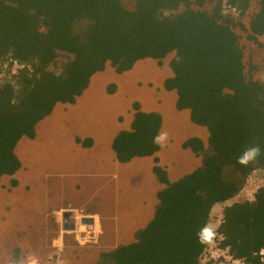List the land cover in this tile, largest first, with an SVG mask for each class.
<instances>
[{
    "label": "trees",
    "instance_id": "1",
    "mask_svg": "<svg viewBox=\"0 0 264 264\" xmlns=\"http://www.w3.org/2000/svg\"><path fill=\"white\" fill-rule=\"evenodd\" d=\"M223 3L237 10L239 20L222 11ZM248 4L249 0H0V63L11 59L20 64L10 78H0V179L21 168L18 140L34 138L38 122L53 105L73 102L106 63L123 72L139 59L152 57L161 64L172 53V73L163 87L175 90L176 108H188L190 120L207 128L206 143L189 136L181 144L200 155L201 163L170 180L155 155L159 144L153 142L161 115L140 109L134 101L130 128L119 129L111 147L118 161L153 155L152 170L163 185L153 216L134 232V240L103 255L112 264H200L207 243L199 233L212 206L234 198L248 175L264 167V83L253 77L257 66L244 60L234 28L259 42L264 35V0H257L246 25ZM58 49L73 54L59 73L49 66ZM114 87L108 86V92ZM75 140L82 147L94 143L91 136ZM256 145L260 155L247 165L239 163L238 157ZM17 184L10 177L6 187ZM217 231L219 245L232 257L264 264L259 253L264 248V184L252 200L224 206Z\"/></svg>",
    "mask_w": 264,
    "mask_h": 264
},
{
    "label": "rangeland",
    "instance_id": "2",
    "mask_svg": "<svg viewBox=\"0 0 264 264\" xmlns=\"http://www.w3.org/2000/svg\"><path fill=\"white\" fill-rule=\"evenodd\" d=\"M206 6L210 8L212 3L208 2ZM256 8L257 0H249L244 17L246 25L249 15ZM222 11L230 12L235 21L239 20L237 10L234 7L223 3ZM234 28L240 34L239 41L244 50V60L247 63L253 62L257 66V69L251 72L253 77L264 83V35H260L258 37L259 42L255 43L252 39L246 37L244 30L238 26ZM171 55L172 53H169L162 59L168 67ZM72 57L73 54L69 51L58 49L56 50L55 61L49 66L52 70L59 73L62 70L63 64ZM151 61L156 65L157 63L155 62L158 60L146 57L135 63V65L138 64V68L136 69L138 77L147 79L152 77L154 69L151 67ZM18 68H20V64L14 60H3L0 63V78H10L11 74L17 72ZM131 73L132 71H129L126 75L130 76ZM99 78V75H97L94 82H98ZM141 78L137 81L138 84H141V82L146 83ZM129 83L133 93L134 82L132 79H129ZM94 86L81 99L80 106L85 111L88 110L95 121H100L99 123L88 122V127L93 126L97 129V140L102 132V122L98 116L109 105L107 103V96L103 93L101 83L94 84ZM174 103L175 101L173 102L172 109L175 110L177 116H181L182 113L175 108ZM184 113L187 116L186 120L179 124L173 121L172 127L174 129L171 132L183 134V136L187 137H199V132L197 131H201L200 134H204V132L208 134L207 128L204 125L190 121L188 112L185 111ZM173 117L175 118L176 116ZM80 123L79 117H70L69 113L66 115L58 113L55 117H46L38 122L34 138L23 137L27 141L20 145V151L18 150L16 153L22 163L21 168L14 175L5 176L0 179V246L2 244L8 246L5 250L0 247V264H55V262L58 264L56 258L58 255H52V250H47V246H55L54 244L59 238L62 239L63 248L72 243L78 244V241L75 239L76 235H74L76 232L82 233L80 240L84 242L93 241L95 246L98 244V240L93 236L94 228L90 231L92 233L84 234L83 232L88 231L89 226L83 223L82 219L75 218L83 216L84 213L81 214L80 212L84 209L91 210L94 208L99 212H104L105 209H112L113 194L111 193L110 197L104 198L106 188L99 186L96 175L108 171L113 173L114 167H118V172H116L120 176V182L124 186L128 185L130 177L127 168L132 167L117 164L115 161L110 163L108 159L100 160L92 154L93 151L85 154L83 150L76 148L72 144L71 137L73 133L78 131L77 128L80 126ZM104 125H108L105 120ZM71 126L75 128H71ZM85 132H89V130L86 128ZM104 137H106L105 134L100 138L101 141H103ZM142 164L145 165L142 170V176H145L147 171H150V168L147 161ZM194 168L192 167L190 171ZM10 177L16 178L18 184L11 186V189H7L6 185L10 181ZM88 179H90L89 186L86 184ZM263 184L264 167L253 170L248 175L238 195L227 199L226 202H218L213 205L207 226L213 227L216 235H219L217 226L223 216L222 207L234 200H252L255 190ZM87 187H89L92 196L86 202ZM136 188L132 190L135 191ZM126 194L129 195L128 192L124 195ZM125 203L131 204L132 202L126 201ZM58 207L63 208H60L56 212V208L58 209ZM73 208L74 213L72 216L68 215V220L65 222L68 225L74 224L75 229H64L62 210L69 211ZM58 212L61 214H58ZM105 223L104 227L107 229L105 235L112 237V227L115 221L109 224V221L105 220ZM82 224H85V226ZM82 236H84V239ZM208 243L209 246L207 247L206 245L207 249L200 256V264H244L242 261L230 258L224 250L220 249L222 247L216 238H213ZM119 244H122L120 240L112 241L109 246L113 249ZM72 264H80L78 258L74 259ZM108 264H112V261L110 260Z\"/></svg>",
    "mask_w": 264,
    "mask_h": 264
},
{
    "label": "crops",
    "instance_id": "3",
    "mask_svg": "<svg viewBox=\"0 0 264 264\" xmlns=\"http://www.w3.org/2000/svg\"><path fill=\"white\" fill-rule=\"evenodd\" d=\"M135 63L132 68L123 72L116 71L114 66L106 63L104 69L96 71L91 75L87 87L80 95L76 96L73 102H56L50 112L42 118L55 117L58 113L63 115L69 113L70 117H79L81 120L80 126L77 128L78 131L73 133V136L71 137L72 144H74L76 148L83 150L85 154L93 151L92 154L97 156L100 160L108 159V161L110 160V163L115 161L117 164L119 163L126 167H132L127 168L128 173L137 169L140 166V163H145V161H147L150 168V171H147V174L141 177L144 179H141V181L137 179V181L135 180L134 183H131L129 179H133L132 175H130L128 185L124 186L122 182H120V176L117 175L118 167H114V174L108 171L96 175L99 186L101 188H106L104 191V198L106 199L107 197H110L111 193L113 194L112 209H105L104 212L96 211L94 208L91 210L84 209L80 213H84L86 218L88 216L92 218L90 229L83 233H92L90 231L94 228L93 236L98 240V244L95 246L93 241L84 242L83 240H80L82 233L73 232L75 233L74 235H76L75 239L78 241V244H73L71 242V245L63 248L62 239L59 238L54 244L57 246H47V250H52V253L58 255V257H56L58 264H72L76 258H78L80 264H95L96 262L97 264H108L111 259H108L103 254L112 249L109 244L112 241L118 240H120V243H128L134 240V232L141 226L143 227L154 213L155 205L158 201L157 191L163 184L156 179L152 170L154 164L153 155L133 156L127 161H118L115 158L114 150L111 147V141L116 132L119 129L130 128L134 112V107L132 106L134 101H137L140 109L144 111H157L161 115L159 133H167V139L159 144V148L155 152V155L159 157L158 163L165 167L170 180L176 179L190 171L192 167H196L200 164L201 156L196 155L189 147H183L181 145L187 136L171 132V130L174 129L172 127L173 121L177 124L185 121L187 116L184 112L187 111L189 116V109H178L175 105V108L182 113L181 116H177L175 110L172 109L173 102H176L177 99L176 92L173 89H166L163 87L164 78L172 73L170 68L165 65L164 61H162L161 64H158L156 61V65L151 61V67L154 69V72L152 73V77L147 79L138 77L136 72L138 64L135 65ZM129 71H132L130 76L126 75ZM98 72H100V74H98ZM97 75L100 77L99 81L94 82ZM140 78L142 81L145 80L146 83L140 81L141 84H138L137 81ZM129 79H132L134 82L133 93ZM135 82L137 83L135 84ZM100 83L103 86L104 95L107 96L109 107L98 116L102 122V132L100 137L96 140V136L98 135L97 129L93 126L88 127V122L99 123L100 121H95L91 117L89 111H85L80 106V103L81 99L91 90L92 86L95 87L94 84ZM110 85L115 87L113 91L108 92L107 87ZM173 116L176 117L174 118ZM104 120L108 125H104ZM71 128L75 127L71 126ZM86 128L89 132H85ZM197 132H199V137H201L204 143H206V135L208 134H206V132L200 134L201 131ZM104 134L106 137L101 141L100 138ZM86 136H91L94 143L91 146L82 147L80 143L76 142L75 138L84 139ZM25 141L27 140L23 138L18 141L17 151H20V145L25 143ZM116 163L115 165H117ZM142 169H144V167H142ZM86 184L89 186L90 179L87 180ZM134 188H136L135 191L132 190ZM126 192H128L129 195H124ZM91 196L92 193L89 187H87L85 201L87 202ZM126 201H131L132 203L126 204ZM60 208L63 207L56 208V212ZM58 214L61 213L58 212ZM105 220H108L109 224L115 221V224L112 227V237L105 235L107 231L104 227V224H106ZM82 237L84 239V236Z\"/></svg>",
    "mask_w": 264,
    "mask_h": 264
},
{
    "label": "clouds",
    "instance_id": "4",
    "mask_svg": "<svg viewBox=\"0 0 264 264\" xmlns=\"http://www.w3.org/2000/svg\"><path fill=\"white\" fill-rule=\"evenodd\" d=\"M24 137V136H23ZM23 137H21V138H23ZM20 138V139H21ZM19 139V140H20ZM167 139V133H159L156 137H154L153 138V142L154 143H156V144H161L163 141H165ZM18 140V141H19ZM17 144H18V142H17ZM260 148H259V146L258 145H256V146H253V147H250V148H248V149H246L239 157H238V162L239 163H241V164H243V165H247V164H249L250 162H252V161H254L259 155H260ZM21 166H22V163H21ZM224 201H220V203H223ZM226 202V201H225ZM216 203H218V202H216ZM215 203V204H216ZM156 206V205H155ZM213 207V206H212ZM224 207V206H223ZM222 207V208H223ZM66 210H62V214H63V212H65ZM68 212V215H69V211H67ZM211 212V211H210ZM223 213V212H222ZM153 216V215H152ZM223 217V216H222ZM209 218H210V216H209ZM221 220H222V218H221ZM221 220L219 221V223L221 222ZM208 222H209V220H208ZM219 223H218V225H219ZM208 224V223H207ZM141 228V227H140ZM217 228H218V226H217ZM218 232V231H217ZM218 234H219V232H218ZM199 238H200V240H201V242H204V243H207V247L209 246V243L208 242H210L213 238H216L218 241H220V239L219 238H221V236L220 235H216V232H215V229L213 228V227H211V226H205V227H203L201 230H200V233H199ZM55 246H57V245H55ZM207 247H205V249H207ZM220 248V247H219ZM204 249V250H205ZM220 249H222V250H224L229 256H230V258H232V259H234V260H238V261H242L244 264H246L245 262H244V260L243 259H241V258H234V257H232L230 254H229V252H228V250L227 249H223V248H220ZM262 249H264V248H262ZM260 255L262 256V258H264V255H262V253H261V250H260ZM52 255H56L55 253H53ZM51 255V256H52ZM223 258V257H222Z\"/></svg>",
    "mask_w": 264,
    "mask_h": 264
},
{
    "label": "bare ground",
    "instance_id": "5",
    "mask_svg": "<svg viewBox=\"0 0 264 264\" xmlns=\"http://www.w3.org/2000/svg\"><path fill=\"white\" fill-rule=\"evenodd\" d=\"M99 90V89H98ZM151 106V105H150ZM142 167H144L143 166V164L142 163H140V166L137 168V169H135L134 171H132V172H129V174L130 175H132V179L133 180H131V179H129L130 181H131V183H134V181L136 180L137 181V179H139V180H141V177H142V173H143V169H142ZM139 173V174H138ZM158 177V176H157ZM132 185V184H131ZM160 188V187H159ZM154 203V202H153ZM84 216V215H83ZM83 216H78V218H76V219H83V218H86L85 216L83 217ZM89 217V216H88ZM87 217V218H88ZM70 221H71V219H69ZM75 221V220H74ZM83 223H86L87 224V226H89V228H88V230L90 229V227H91V224L89 223L88 224V222H83ZM82 225H84L85 226V224H82ZM75 229V228H74ZM48 260V259H47Z\"/></svg>",
    "mask_w": 264,
    "mask_h": 264
},
{
    "label": "water",
    "instance_id": "6",
    "mask_svg": "<svg viewBox=\"0 0 264 264\" xmlns=\"http://www.w3.org/2000/svg\"><path fill=\"white\" fill-rule=\"evenodd\" d=\"M63 219H64V222H63V228L64 229H73L74 228V224H67L65 221L68 220V212L65 211L63 212ZM82 222H88V223H92V218L91 217H88V218H83L82 219Z\"/></svg>",
    "mask_w": 264,
    "mask_h": 264
},
{
    "label": "flooded vegetation",
    "instance_id": "7",
    "mask_svg": "<svg viewBox=\"0 0 264 264\" xmlns=\"http://www.w3.org/2000/svg\"><path fill=\"white\" fill-rule=\"evenodd\" d=\"M69 215L72 216V214L74 213V208L72 210H69ZM76 217V216H75ZM76 219V218H75ZM74 220V219H73Z\"/></svg>",
    "mask_w": 264,
    "mask_h": 264
},
{
    "label": "built area",
    "instance_id": "8",
    "mask_svg": "<svg viewBox=\"0 0 264 264\" xmlns=\"http://www.w3.org/2000/svg\"><path fill=\"white\" fill-rule=\"evenodd\" d=\"M77 217V216H76ZM261 253H262V255H264V249H261ZM199 261H200V259H199Z\"/></svg>",
    "mask_w": 264,
    "mask_h": 264
}]
</instances>
